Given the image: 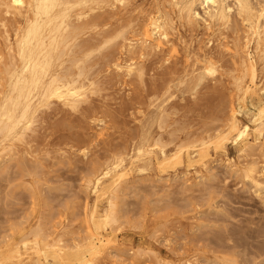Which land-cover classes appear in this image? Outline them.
<instances>
[{"label": "rangeland", "instance_id": "rangeland-1", "mask_svg": "<svg viewBox=\"0 0 264 264\" xmlns=\"http://www.w3.org/2000/svg\"><path fill=\"white\" fill-rule=\"evenodd\" d=\"M172 1L125 0L112 5L108 19L78 39H104L90 62L98 91L89 95V103L72 111L53 99L49 107L39 108L23 140H15L4 150L10 142H2L0 259L15 255L17 243L21 246L22 238L34 239L35 231L49 238L61 236L71 256L77 242L86 249L83 240L89 233L94 204L99 212L107 208L106 198L96 199L91 186L87 187L88 179L102 164L123 157L128 173L113 209L117 222L101 223V230L113 240L88 264H264V191L257 192L241 170L251 159L264 165V158L257 150L241 155L232 142L223 150L215 139L227 129L232 111H242L238 117L247 123L258 102L264 101V95L254 89L245 95L235 83L244 74L242 61L248 51L256 60L258 80L264 83V51L256 50L253 41L242 48L244 38L222 35L218 26L190 25ZM157 15L169 20V44L145 57L133 54L127 45L143 39L145 25ZM13 28L9 27L10 32ZM132 55L145 68L143 80L125 77L115 66ZM200 73L204 78L196 84ZM245 74L249 81V72ZM163 83L171 89L156 100L153 89ZM149 129L150 139L161 137L173 155L167 166L144 167L139 159L131 162ZM202 140L207 141L206 156L200 160L193 149L200 148ZM86 150L88 156L83 154ZM180 150L181 162L174 156ZM188 151L196 154L192 162ZM20 252L27 262L37 254L32 246Z\"/></svg>", "mask_w": 264, "mask_h": 264}, {"label": "bare ground", "instance_id": "bare-ground-1", "mask_svg": "<svg viewBox=\"0 0 264 264\" xmlns=\"http://www.w3.org/2000/svg\"><path fill=\"white\" fill-rule=\"evenodd\" d=\"M124 2L125 0H0V27H2L0 34L3 36L5 46L4 49L0 46V88L3 89L0 99V146L5 140L10 142L8 145H4L3 150L14 145L15 140L24 139L25 133L35 121L39 108L42 106L49 107L53 99L72 111H78L84 104L89 103V95L98 91V89L96 90L98 79L95 81L90 74V62L94 59L92 58L93 54L101 49L99 43L103 42L104 39L94 37L86 40L82 38L79 41L78 39L86 30L94 29L104 23L109 17L112 5L124 4ZM171 3L178 8V15L186 19L190 25L197 26L202 22L207 28L218 26L222 30V35H232L239 41L244 38L246 44L242 48L248 47V44L250 45L253 41L256 50L264 51V0H173ZM199 6L202 7L201 11ZM168 23L169 20L167 21L163 16L151 17L145 25L143 39L131 40L127 45L128 50L132 51L133 54L145 57L152 51L163 49L170 42ZM10 26L14 27L12 32H10ZM134 59L132 55L124 61L115 63V66L125 77L135 75L143 80L145 68L137 64ZM204 61H207L206 56H204ZM242 68L244 74L235 82L238 89L245 95L251 89H254L257 94L264 95V83L261 82V79L258 80L257 63L249 51L242 61ZM205 70L213 72L212 67H206ZM246 71L250 75L249 81L245 80ZM203 78V74L200 73L195 79L196 84H200ZM170 89L169 84H159L153 89V95H155L156 100H159L161 95L162 97L165 96ZM250 94L252 95L251 92L248 95ZM161 109L162 104L157 106L158 114L156 117L158 115L161 117ZM241 113L242 111H232L227 129L215 135L218 146L226 150L227 144L232 142L240 148L241 155L248 156L251 155L250 151L255 152L257 150L259 155L264 158V101H259L255 106V110L250 116V122H243L238 117ZM175 123L177 124V122ZM151 135V129L143 133L142 144L136 148L137 155L135 158H131V162L139 159L143 160L144 167L153 163L159 166H167V162L173 155L166 150V145L163 144L161 137L150 139ZM206 143L207 141L202 140L198 145L201 147L193 149V153L196 152L200 160L206 156L203 151V146ZM36 147L38 146L36 145ZM83 154L88 156V151L87 153L83 152ZM174 156L180 162L183 160L181 150ZM187 156L192 162L195 160L196 154L192 155L188 151ZM256 156L258 157V155ZM124 160L125 158L122 157L113 163L102 164L100 168H97L101 170L95 168L96 174L93 172L95 175L93 174V177L88 179L87 187L91 186L96 199L106 198L107 208L99 212L98 206L94 204L90 218L91 224L88 226L89 233L83 240L86 249L82 248L80 242H77L74 244L75 254L71 256L70 253L66 252L67 247L66 244L62 243L61 236L49 238L48 235L42 236L35 231L32 240L22 238L28 234L22 236V239H19L21 246L17 243L13 249L16 254L0 259V264H63L65 261L67 263L88 264L101 255L105 245L113 240L101 230V223L104 222L107 226L117 222V216L113 209L119 197L118 192L121 188L122 179L128 173ZM238 160L241 162L240 159ZM243 161L242 164H244ZM247 161L249 160L247 159ZM259 161L251 159L249 164L244 161L246 162L245 167L241 170L245 180H248L257 192H263L264 165H259ZM25 165L27 166V164ZM221 235L222 238L224 235ZM217 237L219 238V234ZM218 240L222 239L219 238ZM29 246L35 248L37 254L28 262L23 261L20 248L26 249ZM12 258L16 259L13 260ZM224 264L226 263L224 262Z\"/></svg>", "mask_w": 264, "mask_h": 264}]
</instances>
